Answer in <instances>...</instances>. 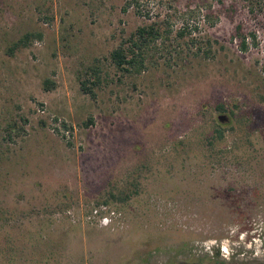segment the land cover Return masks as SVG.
Wrapping results in <instances>:
<instances>
[{
    "label": "rangeland",
    "instance_id": "obj_1",
    "mask_svg": "<svg viewBox=\"0 0 264 264\" xmlns=\"http://www.w3.org/2000/svg\"><path fill=\"white\" fill-rule=\"evenodd\" d=\"M263 63L264 0H0V264H264Z\"/></svg>",
    "mask_w": 264,
    "mask_h": 264
},
{
    "label": "trees",
    "instance_id": "obj_2",
    "mask_svg": "<svg viewBox=\"0 0 264 264\" xmlns=\"http://www.w3.org/2000/svg\"><path fill=\"white\" fill-rule=\"evenodd\" d=\"M139 0H133V2H138ZM252 3V0H251ZM257 3V2H255ZM258 4V3H257ZM172 31L168 28L162 27L157 22H145L135 28L126 37L122 38L118 45L113 48L109 53V60L115 69L121 72L122 75H136L147 68L153 63L154 50L159 47V45L165 44L171 39ZM186 33V26L178 29L176 35L183 36ZM237 34L239 35L240 42L239 47L241 50H246L248 48V43L246 38L240 35V28L237 27ZM42 33L40 31L32 32L28 31L21 35L16 41L13 42L12 46L8 48L10 54H12L16 49L23 48L29 45L30 42L35 39H41ZM205 55H209V52H204ZM90 77L83 79L81 83V89L84 91H90L87 83L91 82L92 85H98L101 83L100 67H91ZM262 72L264 74V63L262 65ZM46 83V81H45ZM48 89V86L46 87ZM114 197V194H112ZM6 249V246L4 248ZM0 250V255L2 254ZM5 259L11 260V257H5Z\"/></svg>",
    "mask_w": 264,
    "mask_h": 264
},
{
    "label": "built area",
    "instance_id": "obj_3",
    "mask_svg": "<svg viewBox=\"0 0 264 264\" xmlns=\"http://www.w3.org/2000/svg\"><path fill=\"white\" fill-rule=\"evenodd\" d=\"M100 209L102 210V212L104 211V213H106V208H105V207L102 206ZM100 209H95V210H94L95 213H96V214H97V213H100V212H101ZM109 215H110V214L104 215V216H102L101 219L106 220L107 218H110Z\"/></svg>",
    "mask_w": 264,
    "mask_h": 264
},
{
    "label": "water",
    "instance_id": "obj_4",
    "mask_svg": "<svg viewBox=\"0 0 264 264\" xmlns=\"http://www.w3.org/2000/svg\"><path fill=\"white\" fill-rule=\"evenodd\" d=\"M219 119H220V120H223V119H224V116H219Z\"/></svg>",
    "mask_w": 264,
    "mask_h": 264
}]
</instances>
